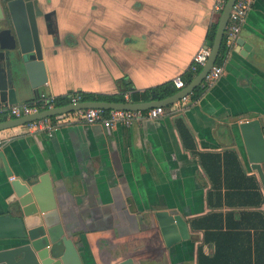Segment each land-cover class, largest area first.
<instances>
[{
	"label": "crops",
	"instance_id": "crops-1",
	"mask_svg": "<svg viewBox=\"0 0 264 264\" xmlns=\"http://www.w3.org/2000/svg\"><path fill=\"white\" fill-rule=\"evenodd\" d=\"M216 1L34 0L47 74L39 91L67 100L56 106L71 104L72 96L83 102V95L127 102L126 92L173 82L208 46ZM227 48L219 79L199 87L196 98L190 94L187 104L164 107L157 118L142 116L107 130L67 115L48 120L51 133L26 125L0 131V152L14 177L36 182L49 175L62 222L85 264H198L199 249L213 256L215 243L205 242L192 220L249 209L228 207L223 195L210 201L214 188L202 155L233 152L262 195L259 208L250 210L264 215V193L238 127L258 119L264 128V0H251ZM22 83L16 105L36 97L25 73ZM10 118L8 112L0 115V121ZM10 180L0 158V214L8 206ZM160 210L181 215L190 239L166 247L154 218ZM19 243L0 240V264H38Z\"/></svg>",
	"mask_w": 264,
	"mask_h": 264
},
{
	"label": "water",
	"instance_id": "water-1",
	"mask_svg": "<svg viewBox=\"0 0 264 264\" xmlns=\"http://www.w3.org/2000/svg\"><path fill=\"white\" fill-rule=\"evenodd\" d=\"M235 1L226 0L219 13L205 64L189 84L173 95L146 102L83 101L54 106L27 116L0 121V131L89 108L138 111L167 107L178 102L201 86L216 63ZM40 15L34 0H0V108L16 105L17 91L25 88L22 83L24 73L35 96L47 81L38 25ZM43 19L49 27L48 16L44 15ZM238 43L242 44L241 40ZM238 127L247 162L264 193V128L258 119L245 120ZM0 158L6 174L11 177L8 206L0 214V240H18L21 249L30 252L38 264H85L78 245L62 222L49 175L42 174L36 182L16 178L2 152ZM154 218L166 247L190 239L187 223L181 215L160 210L154 213Z\"/></svg>",
	"mask_w": 264,
	"mask_h": 264
},
{
	"label": "trees",
	"instance_id": "trees-1",
	"mask_svg": "<svg viewBox=\"0 0 264 264\" xmlns=\"http://www.w3.org/2000/svg\"><path fill=\"white\" fill-rule=\"evenodd\" d=\"M219 13L214 14V19L210 24L206 35V43L211 46L218 21ZM225 38L222 41L216 65L223 62L227 52ZM194 78V73L190 70L181 79L187 85ZM177 92L173 82L165 83L144 93H130L133 102L161 100ZM200 92L199 87L191 94L196 98ZM151 95V97H150ZM81 100L88 101H120L116 96H80ZM151 98V99H150ZM67 100H55V105L66 103ZM4 119V118H3ZM202 164L213 184V191L210 192V201L213 196L224 197L228 207H244L249 210L226 212H214L192 220V225L196 230L204 232V241L213 240L215 243V253L213 256L205 255L201 249L198 251V264H229L234 258V264H264V215L262 211L250 210L259 208L262 202V195L259 185L253 175L247 176L242 169L237 156L233 152L223 154L202 155ZM222 185L225 191L221 192ZM237 205V206H236ZM238 214L237 220H235ZM225 225V229L222 227ZM252 231V234H251ZM253 236V239H252ZM231 249L232 253L227 254ZM242 252L239 254V252ZM245 256H244V253ZM246 257V261L244 259Z\"/></svg>",
	"mask_w": 264,
	"mask_h": 264
},
{
	"label": "built area",
	"instance_id": "built-area-1",
	"mask_svg": "<svg viewBox=\"0 0 264 264\" xmlns=\"http://www.w3.org/2000/svg\"><path fill=\"white\" fill-rule=\"evenodd\" d=\"M226 0H217L214 5V11L220 13ZM251 0H236L232 6V9L229 14L227 26L225 29V44L229 47L230 43L233 41V38L238 34L240 27L247 15ZM209 54V47H204L200 49L192 59V63L189 67V70L194 73V76L198 74L203 65L206 62L207 56ZM223 73L222 65H216L210 69V71L205 76L201 88H206L214 84ZM173 83L177 89H182L186 86L180 76L174 78ZM129 93H124V99L129 102L130 97ZM189 95L182 97L180 102L187 104L189 102ZM79 102L78 96L70 97V103L75 104ZM55 105V97L46 92H39L38 95L29 103H23L18 105L10 106L8 109L0 108V115L9 113L10 116L15 118L21 116H27L39 111H43L49 108H52ZM164 113V107H154L147 110H138V111H128V110H116V109H97L89 108L84 110H77L69 112L66 114L58 115L63 118L67 115L71 116L72 119H79L86 124H95L101 123L107 130H110L114 126L121 124L125 126L131 125L135 120L146 116L148 118L154 119L159 117ZM55 117V116H54ZM51 118V117H50ZM50 118H45L42 120H36L31 123L26 124L27 128L33 131H42L47 130L49 133L52 131V126L49 123ZM68 119V118H67ZM65 120V119H64Z\"/></svg>",
	"mask_w": 264,
	"mask_h": 264
}]
</instances>
